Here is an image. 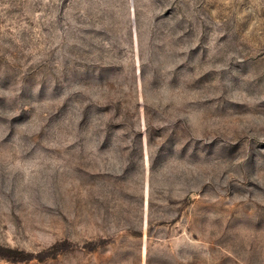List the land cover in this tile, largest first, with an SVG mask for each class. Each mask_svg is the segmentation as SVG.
Masks as SVG:
<instances>
[{
    "label": "rangeland",
    "instance_id": "1",
    "mask_svg": "<svg viewBox=\"0 0 264 264\" xmlns=\"http://www.w3.org/2000/svg\"><path fill=\"white\" fill-rule=\"evenodd\" d=\"M0 264H264V0H0Z\"/></svg>",
    "mask_w": 264,
    "mask_h": 264
},
{
    "label": "trees",
    "instance_id": "2",
    "mask_svg": "<svg viewBox=\"0 0 264 264\" xmlns=\"http://www.w3.org/2000/svg\"><path fill=\"white\" fill-rule=\"evenodd\" d=\"M9 253L11 255L6 256V258H13V260H17V261L21 260L23 257L26 256L25 253L20 252V251L9 250Z\"/></svg>",
    "mask_w": 264,
    "mask_h": 264
}]
</instances>
